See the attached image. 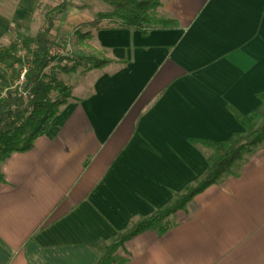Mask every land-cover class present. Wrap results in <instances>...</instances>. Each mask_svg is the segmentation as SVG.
I'll return each mask as SVG.
<instances>
[{
  "label": "crops",
  "instance_id": "0c3cea01",
  "mask_svg": "<svg viewBox=\"0 0 264 264\" xmlns=\"http://www.w3.org/2000/svg\"><path fill=\"white\" fill-rule=\"evenodd\" d=\"M159 1L153 13L175 24L93 31L88 44L124 63L77 72L78 100L1 164L0 264H93L94 244L205 174L211 150L190 139L243 132L229 105L263 108L264 0ZM37 2L0 0V43L26 33ZM84 11L67 3L53 37L76 43V28L93 20ZM176 220L127 241L123 264H264V143Z\"/></svg>",
  "mask_w": 264,
  "mask_h": 264
},
{
  "label": "trees",
  "instance_id": "16d2710c",
  "mask_svg": "<svg viewBox=\"0 0 264 264\" xmlns=\"http://www.w3.org/2000/svg\"><path fill=\"white\" fill-rule=\"evenodd\" d=\"M113 6L111 12L100 14L95 20L80 24L75 30L76 44L86 47L92 38L93 31L103 28H135L146 34L153 28H167L175 24L171 18L157 17L153 11L159 6V0H103ZM67 0H56L55 4L42 3L38 0L36 9L43 16L41 29L33 36L21 38L25 55H17L18 42L0 49V64L8 61L26 65L23 88L31 91L32 97L25 102L21 96L7 91L0 98V166L12 152H23L31 149L35 140L44 135L55 115L62 105L72 100H78L72 94V86L58 78L53 71L46 69L54 60L52 46L54 37L52 30L58 16L64 11ZM107 20L111 25L104 24ZM18 36H14L13 39ZM96 55L80 56L78 62L71 68H63L64 72L76 71L81 74L93 68H101L113 62L124 63L108 58L101 51L93 50ZM16 74V78L20 75ZM0 81L9 84L6 76L0 70ZM264 101V92L258 94ZM235 120L244 131L232 134L224 141L206 139H190L193 145L211 150L207 157L208 169L205 174L190 183L184 190L173 192L171 201L155 209L146 216L133 217L128 226L116 236L102 240L92 247L98 258L93 264H123L127 257L121 255L125 243L136 235L154 230L163 234L177 224L176 216L185 211L188 203L195 195L202 192L209 185L221 181L231 171L235 161L251 153L257 146L264 143V112L255 108L249 114H243L233 106H227ZM4 176L0 169V183Z\"/></svg>",
  "mask_w": 264,
  "mask_h": 264
},
{
  "label": "rangeland",
  "instance_id": "374dc122",
  "mask_svg": "<svg viewBox=\"0 0 264 264\" xmlns=\"http://www.w3.org/2000/svg\"><path fill=\"white\" fill-rule=\"evenodd\" d=\"M42 3H48V4H55L56 0H41ZM67 3L70 5H76L85 8L84 13L92 15L93 20H95L100 14H104L107 12H110L113 10V6L103 0H67ZM88 16H84L82 19H86ZM33 23L30 25L26 33H24L22 36H18L17 38L13 39L14 37H6L2 43H0V49L8 47L13 40L21 41V38L24 37V35H35L42 27L43 24V16L40 13L39 10L35 11V14L33 16ZM113 23V21L111 22ZM107 20L104 21V24L107 26V24L111 25ZM57 38V37H56ZM54 38V44H53V51L52 55L54 56V62L53 66L47 70L48 73H51L52 71L56 73L57 77L62 79L65 83L70 84L75 77V74L77 72H80V68L76 71H70V72H64L63 68H71L75 65V63L78 62V53L77 50L78 46L76 43H74L73 39H67V43L69 44H63L56 40ZM67 38V37H66ZM69 38H73L72 36H69ZM76 40V39H75ZM90 40V39H89ZM87 41V43L89 42ZM77 46V48H76ZM84 50V53L88 55H96L95 52L90 45L86 47H81ZM99 51V50H97ZM18 52V51H17ZM60 52V53H59ZM23 54V52H22ZM23 67V66H22ZM21 65L18 63H12V61L4 62L0 64V70L2 73L5 74L9 84L6 85L3 81H0V98L3 97V88H6L9 85H13L16 74L20 72L22 69ZM71 85V84H70ZM72 86V85H71ZM261 110L264 112V106L261 108Z\"/></svg>",
  "mask_w": 264,
  "mask_h": 264
},
{
  "label": "built area",
  "instance_id": "2783aa9c",
  "mask_svg": "<svg viewBox=\"0 0 264 264\" xmlns=\"http://www.w3.org/2000/svg\"><path fill=\"white\" fill-rule=\"evenodd\" d=\"M17 42H18V52H17V55L20 56V57H23L25 55V51L22 48V44H21L20 40L17 41ZM52 51H53V47H52ZM22 52H23V54H22ZM53 62H54V60L49 64V66L46 69V72H47V70L49 68H51L53 66ZM25 72H26V65L23 66L22 69L20 70V73H19L20 75L15 79L13 85L12 86L9 85L6 88H3L4 89V91H3V97L6 95V92L7 91H11V92L17 94L18 96H21L23 98V101L26 104L27 99L29 97H32V94H31V91L30 90L23 88V81H24Z\"/></svg>",
  "mask_w": 264,
  "mask_h": 264
}]
</instances>
